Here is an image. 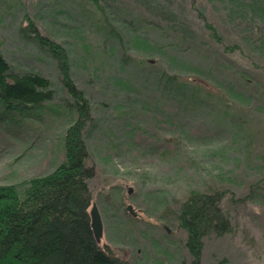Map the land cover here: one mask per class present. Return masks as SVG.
Returning a JSON list of instances; mask_svg holds the SVG:
<instances>
[{"label":"rangeland","instance_id":"1","mask_svg":"<svg viewBox=\"0 0 264 264\" xmlns=\"http://www.w3.org/2000/svg\"><path fill=\"white\" fill-rule=\"evenodd\" d=\"M28 21L63 47L91 107L100 245L128 264L188 263L177 210L216 190L232 229L203 238L201 264H264V0H0L10 72L54 93L35 117L0 109V185L51 173L76 117Z\"/></svg>","mask_w":264,"mask_h":264},{"label":"trees","instance_id":"2","mask_svg":"<svg viewBox=\"0 0 264 264\" xmlns=\"http://www.w3.org/2000/svg\"><path fill=\"white\" fill-rule=\"evenodd\" d=\"M27 29L54 59L76 117L62 138L64 160L51 173L22 186L0 185V264H128L97 243L90 226L88 180L94 167L87 162L83 137L93 121L90 104L70 77L63 47L31 21ZM9 68L0 53V109L10 118L37 116L54 97L50 83L37 74H12ZM222 194L193 191L181 201L176 217L191 259L182 264H201L203 238L231 231V219L220 206Z\"/></svg>","mask_w":264,"mask_h":264},{"label":"water","instance_id":"3","mask_svg":"<svg viewBox=\"0 0 264 264\" xmlns=\"http://www.w3.org/2000/svg\"><path fill=\"white\" fill-rule=\"evenodd\" d=\"M126 209L133 216L135 215V212L133 211V208L131 205H127ZM89 215H90V226L92 229L94 239L97 243H99L102 238V222H101V217H100L98 208L94 203L92 204L90 208Z\"/></svg>","mask_w":264,"mask_h":264}]
</instances>
